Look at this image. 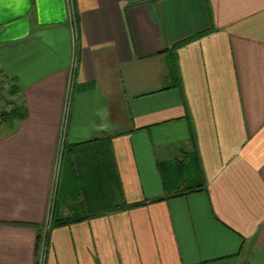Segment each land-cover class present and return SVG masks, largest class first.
Listing matches in <instances>:
<instances>
[{
    "label": "crops",
    "instance_id": "0c3cea01",
    "mask_svg": "<svg viewBox=\"0 0 264 264\" xmlns=\"http://www.w3.org/2000/svg\"><path fill=\"white\" fill-rule=\"evenodd\" d=\"M72 4L0 0V264H264V0Z\"/></svg>",
    "mask_w": 264,
    "mask_h": 264
},
{
    "label": "trees",
    "instance_id": "16d2710c",
    "mask_svg": "<svg viewBox=\"0 0 264 264\" xmlns=\"http://www.w3.org/2000/svg\"><path fill=\"white\" fill-rule=\"evenodd\" d=\"M19 108L12 109L11 111L4 112L0 115V122L8 120L9 118L22 119V112L18 111ZM109 139V170L107 175L101 170L100 163L105 161V158H100L98 156L99 148L92 149L91 151L85 150V153H82L78 156L76 155V161L71 165L72 174L67 181L69 186L67 187L68 193L71 194L70 197L77 196L79 193H82L85 199V203L89 207L90 205L100 204L101 202L108 201L109 203V212L118 208L116 205L117 197L120 195L121 189L119 186V181L116 177L114 164L112 163V147ZM80 159H79V158ZM66 194V195H67ZM138 206V205H135ZM95 213V212H92ZM91 211L88 212L86 217L80 220H84L91 216ZM74 221L68 219L66 221L59 220L55 224H70ZM48 230H46L45 236H48ZM42 238V234H41Z\"/></svg>",
    "mask_w": 264,
    "mask_h": 264
},
{
    "label": "built area",
    "instance_id": "2783aa9c",
    "mask_svg": "<svg viewBox=\"0 0 264 264\" xmlns=\"http://www.w3.org/2000/svg\"><path fill=\"white\" fill-rule=\"evenodd\" d=\"M69 3L71 5L70 9H71V20H72V23H73V34H74V36L77 37L76 18H75V12H74V9H73L72 0H69ZM75 73H76V58H74L73 67H72L70 78H69V87H68V89H69L70 92L73 90V87H74ZM70 101L71 100L69 98V104H70Z\"/></svg>",
    "mask_w": 264,
    "mask_h": 264
},
{
    "label": "rangeland",
    "instance_id": "374dc122",
    "mask_svg": "<svg viewBox=\"0 0 264 264\" xmlns=\"http://www.w3.org/2000/svg\"><path fill=\"white\" fill-rule=\"evenodd\" d=\"M2 97L6 98V100L9 99V94L6 90L0 91V101L2 100ZM69 97V96H68ZM67 97V99H68ZM68 103V102H67ZM0 105L4 108L5 107V103L2 104V102L0 103ZM2 109H0L1 112Z\"/></svg>",
    "mask_w": 264,
    "mask_h": 264
}]
</instances>
